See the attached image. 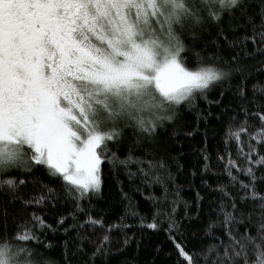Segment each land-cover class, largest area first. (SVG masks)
Segmentation results:
<instances>
[{"label": "trees", "instance_id": "obj_1", "mask_svg": "<svg viewBox=\"0 0 264 264\" xmlns=\"http://www.w3.org/2000/svg\"><path fill=\"white\" fill-rule=\"evenodd\" d=\"M178 38L182 66L214 80L101 143L95 190L24 146L0 170V259L264 264V0L199 5Z\"/></svg>", "mask_w": 264, "mask_h": 264}, {"label": "rangeland", "instance_id": "obj_2", "mask_svg": "<svg viewBox=\"0 0 264 264\" xmlns=\"http://www.w3.org/2000/svg\"><path fill=\"white\" fill-rule=\"evenodd\" d=\"M211 1L59 0L74 21V35L63 61L51 74L42 71V89L56 95L54 141L29 122L6 125L12 140L0 143V170L23 165L24 146L53 172L95 190L97 173L83 167L99 164L95 150L101 143L124 126L142 128L167 116L162 97L179 102L214 80L210 72L182 66L178 38L199 5ZM0 264L15 262L3 257Z\"/></svg>", "mask_w": 264, "mask_h": 264}, {"label": "flooded vegetation", "instance_id": "obj_3", "mask_svg": "<svg viewBox=\"0 0 264 264\" xmlns=\"http://www.w3.org/2000/svg\"><path fill=\"white\" fill-rule=\"evenodd\" d=\"M73 23L59 0H0V143L9 144L6 125L19 121L52 137L56 95L42 89V73L63 61Z\"/></svg>", "mask_w": 264, "mask_h": 264}]
</instances>
